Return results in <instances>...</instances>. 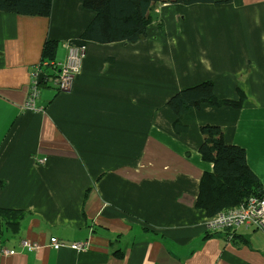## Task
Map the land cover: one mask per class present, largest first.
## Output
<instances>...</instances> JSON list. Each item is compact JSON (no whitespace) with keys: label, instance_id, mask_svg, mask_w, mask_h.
I'll return each instance as SVG.
<instances>
[{"label":"crops","instance_id":"1","mask_svg":"<svg viewBox=\"0 0 264 264\" xmlns=\"http://www.w3.org/2000/svg\"><path fill=\"white\" fill-rule=\"evenodd\" d=\"M215 1L158 3L136 43L82 40L94 14L77 0H53L49 17L0 12V208L24 213L17 232L0 226L12 252L0 264H264L262 231L207 238L195 207L213 167L199 153L207 125L264 186V0ZM47 38L56 67L39 69ZM68 46L81 71L65 91L48 80L27 109L36 75L56 74ZM205 81L219 98L242 94L241 107L192 110L177 131L169 98Z\"/></svg>","mask_w":264,"mask_h":264},{"label":"trees","instance_id":"2","mask_svg":"<svg viewBox=\"0 0 264 264\" xmlns=\"http://www.w3.org/2000/svg\"><path fill=\"white\" fill-rule=\"evenodd\" d=\"M85 10L94 14L84 28L80 38L95 43H136L145 38L147 28L153 21L151 14L158 4L214 3L215 0H77ZM53 0H0V12L13 15L49 17ZM162 31V25H158ZM57 42L47 38L43 44L39 69L42 66L55 68ZM47 62V63H45ZM55 73H49L38 83V87L47 84ZM44 76V74H43ZM243 95L239 99L219 98L211 81L178 91L167 102L168 108L175 114V126L181 124V117L203 106L213 108H240ZM203 142L199 147L201 158L212 164L211 171H204L200 183L195 207L202 210L206 217H212L221 210L234 208L251 196L259 195L262 185L250 170L245 150L237 145H227L223 141V131L217 126L201 127ZM22 211L0 208V226L15 233L23 219ZM207 229V228H206ZM148 230V229H145ZM215 233V232H214ZM206 230V237L213 236ZM61 242V241H60ZM115 255L121 258L117 251Z\"/></svg>","mask_w":264,"mask_h":264},{"label":"built area","instance_id":"3","mask_svg":"<svg viewBox=\"0 0 264 264\" xmlns=\"http://www.w3.org/2000/svg\"><path fill=\"white\" fill-rule=\"evenodd\" d=\"M67 53L64 62L58 64V72L50 77V83L53 84L58 91H65L69 89L73 77L81 71V57L79 50L72 47H66ZM38 77V75H36ZM39 99V87L37 78L32 82L29 97L26 103V108L29 110H36V102ZM42 107L40 108V110ZM39 162H42L39 160ZM206 228L212 233L220 230L233 231L240 227H254L264 233V186L259 195L247 198L240 205L224 209L207 219ZM38 247L34 243H30ZM51 244L59 247L63 243L56 242L51 239ZM75 251H82L85 248L84 243H74L70 245ZM12 253L4 248L0 243V254Z\"/></svg>","mask_w":264,"mask_h":264},{"label":"rangeland","instance_id":"4","mask_svg":"<svg viewBox=\"0 0 264 264\" xmlns=\"http://www.w3.org/2000/svg\"><path fill=\"white\" fill-rule=\"evenodd\" d=\"M49 84H50V82H49ZM50 86H51V84H50ZM22 245H23L24 247H27V248H29V249H31V250H34V251L38 249V247L31 245V244L29 243V241H24V242H22ZM61 246H64V244L59 245V247H61ZM9 254H10V253H9ZM9 254H8V255H9Z\"/></svg>","mask_w":264,"mask_h":264},{"label":"water","instance_id":"5","mask_svg":"<svg viewBox=\"0 0 264 264\" xmlns=\"http://www.w3.org/2000/svg\"><path fill=\"white\" fill-rule=\"evenodd\" d=\"M42 79H43V74H39V76L37 77L38 83H41Z\"/></svg>","mask_w":264,"mask_h":264},{"label":"clouds","instance_id":"6","mask_svg":"<svg viewBox=\"0 0 264 264\" xmlns=\"http://www.w3.org/2000/svg\"><path fill=\"white\" fill-rule=\"evenodd\" d=\"M39 76V75H38ZM44 77V76H43Z\"/></svg>","mask_w":264,"mask_h":264}]
</instances>
